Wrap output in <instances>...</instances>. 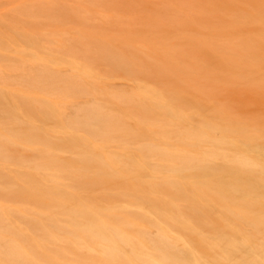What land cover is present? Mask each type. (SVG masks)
<instances>
[{"label":"bare ground","instance_id":"6f19581e","mask_svg":"<svg viewBox=\"0 0 264 264\" xmlns=\"http://www.w3.org/2000/svg\"><path fill=\"white\" fill-rule=\"evenodd\" d=\"M217 83L264 91V0H0V264H232L261 151Z\"/></svg>","mask_w":264,"mask_h":264},{"label":"rangeland","instance_id":"374dc122","mask_svg":"<svg viewBox=\"0 0 264 264\" xmlns=\"http://www.w3.org/2000/svg\"><path fill=\"white\" fill-rule=\"evenodd\" d=\"M238 50L244 51L243 49ZM198 83L201 87H204L203 80L198 81ZM215 87L213 103L222 106L225 111L224 113H214V120L225 127H235L242 124L251 133L255 134L257 140H250L248 145L249 148L258 147L261 151L258 161L261 169L264 170V91H259V87L256 89L239 88L233 90L231 87L227 88V86H222L220 83H217ZM216 136L220 137L222 134L216 133ZM231 151L234 153L232 148ZM215 166L224 171H227L229 167L228 164L222 161H217ZM261 169L254 168L253 171L255 172L247 177V182L252 189L256 190L263 202V205L258 206L253 212L264 214V174H262ZM214 204L215 214L211 219L216 224L218 232L224 235L229 242L226 251L231 263L244 264L243 259L246 258L249 264L252 261L254 263L258 262L257 264H264V231L257 233L254 228L249 225H242L238 221L239 218L235 219L234 217L230 219L231 228L224 229L223 223L226 217L223 214V208L220 203ZM206 218L210 217L206 216Z\"/></svg>","mask_w":264,"mask_h":264}]
</instances>
